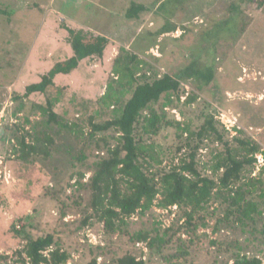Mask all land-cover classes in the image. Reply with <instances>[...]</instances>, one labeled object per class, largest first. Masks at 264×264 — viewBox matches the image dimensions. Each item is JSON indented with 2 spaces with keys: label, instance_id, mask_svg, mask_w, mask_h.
Segmentation results:
<instances>
[{
  "label": "rangeland",
  "instance_id": "obj_1",
  "mask_svg": "<svg viewBox=\"0 0 264 264\" xmlns=\"http://www.w3.org/2000/svg\"><path fill=\"white\" fill-rule=\"evenodd\" d=\"M257 2L0 0V264H25L24 260L29 264L22 252L26 239L50 234L69 253L66 264H90L94 259L95 264H117L126 254L145 264H178L182 259L166 262L165 257L184 250L186 264H233L237 253L255 256L264 264V238L259 234L254 238L238 226L212 232L215 217L207 221L208 227H198L196 235L201 237L182 234L178 228L185 216L175 206H154L144 216L134 214L131 223L122 227L126 233L109 236L93 218L80 227L91 213L85 212L90 192L87 185L77 190L74 185L75 174L84 173L83 182H87L93 163L106 153L102 143L101 150L96 148L97 139L116 145L113 131L97 134L92 141L88 134L92 123L102 124L119 114L118 107L113 109L100 99L116 79L113 61L124 49L147 64L143 70L150 77L153 71L173 77L187 71L190 76L180 80L179 102L171 97L167 106L162 98L153 105L169 122L156 136H144L146 144H153L161 168L169 169L189 153L183 144L196 145L195 134L207 116L228 131L229 139L241 136L258 144L260 152L250 178L260 177L263 182L252 195L262 212L257 223L260 229L264 225V197H260L261 192L264 196V4ZM132 4L146 6L148 11L127 18ZM67 29L83 31L87 38L105 36L108 44L103 55L82 60L69 75H56L44 94L25 96L28 86L73 55ZM209 73L207 83L203 74ZM130 94L124 92L121 101ZM192 95L195 101L187 104L186 98ZM49 100L54 102L58 124L49 123L48 114L40 113ZM177 122L190 132L182 134ZM36 131L41 138L43 134L53 138L50 154L31 155L23 161L19 140L27 134L25 143L32 145L30 135ZM84 142L85 160L78 162ZM201 145L199 169L209 175L203 164L210 165L214 147L206 139ZM209 209L221 207L213 202ZM221 214L222 209L217 215ZM144 232L150 237L164 235L167 242L150 249L149 240H131L132 235Z\"/></svg>",
  "mask_w": 264,
  "mask_h": 264
},
{
  "label": "trees",
  "instance_id": "obj_2",
  "mask_svg": "<svg viewBox=\"0 0 264 264\" xmlns=\"http://www.w3.org/2000/svg\"><path fill=\"white\" fill-rule=\"evenodd\" d=\"M257 3L262 5L264 0H258ZM143 11H148V8L132 4L126 16L132 19ZM67 31L73 55L65 61L55 63L53 68L41 77L40 82L28 86L25 96L34 93L44 94L50 86H53L56 75H69L78 68L82 60L103 55L108 44L105 36L94 35L87 38V33L83 31L72 29ZM145 65L147 64L139 60L136 55L126 53L124 49H121V53L113 61L112 73L116 79L110 81L113 84L107 85L100 101L111 105L113 109L118 107L119 114L102 124L92 123L88 139L92 141L97 134L113 131L114 136L111 138L115 140L116 145L111 146L106 138L97 139L96 148L101 150L99 144L102 143L106 153L93 163L87 182H83L84 173L75 174L77 175L74 183L76 190L87 185L90 192V200L85 212L90 210L91 213L86 214L80 227L90 224L89 220L93 218L103 224L104 232L110 236L118 231L121 232L131 223L129 220L136 213L144 216L154 206L160 209L175 206L185 216L184 223L178 228V232L182 234L191 233L201 237L203 234L196 235L198 227H208L207 221L215 217L212 232H220L222 226L229 228L238 226L254 238H256L255 234L264 238V225L260 229L257 228L262 212L259 204L252 199L256 187L261 186L263 182L260 177L256 180L250 178L256 163L255 156L260 152L258 144L252 139L241 136L229 139L228 131L223 127L219 128L212 116H207L195 134L198 139L196 145L192 146L191 141L183 144L189 153L169 169L161 168L162 161L156 156L153 144H146L144 136L148 138L156 136L161 128L168 126L169 122L165 121V115L155 110L153 105L159 103L162 98L165 99L164 105L167 106L172 103L171 97H175L174 99L179 102L182 93L180 80L188 79L190 76L187 71L178 77L167 74L157 76L153 71L150 77L149 73L143 70ZM203 77L208 81L207 83L210 82V73L203 74ZM124 92L131 94L123 103L121 97ZM195 99L194 95L187 97V104ZM46 105V109L40 108V113L48 114L49 123L58 124V115L52 110L53 100L47 101ZM180 125L178 123V129H181L182 134L190 132L188 128H181ZM63 127L71 129L72 126L65 124ZM39 134L41 133L36 131L33 136L30 135L33 139L32 145L25 143L27 134L20 138V156L23 161H27L31 155L50 154L48 149L53 145V138L47 134H43L41 138ZM204 139L214 147L209 155L210 165L203 164V168L209 169V175L201 172L200 161L197 159V151ZM86 146L87 143L84 142L77 158L78 162L85 160L83 149ZM178 150L180 151L181 148ZM75 175L72 173L71 177ZM260 197H264L262 192ZM213 202L220 204L222 209L220 217L217 213L221 209H209ZM181 217L179 216V219ZM14 233L20 235L17 230ZM122 233H126L125 230ZM163 236L150 237L149 233L144 232L132 235L131 240L135 242L149 240L148 246L152 249L155 243L167 242L163 240ZM25 242L22 252L29 264H66L69 259V253L60 248V240L54 235L28 237ZM238 249L243 251L240 246ZM187 255L185 250L179 251L178 255L165 257V260L171 262L173 259H182V263L186 264ZM232 258L233 264H262L255 256H240L237 253ZM181 261L178 264H182ZM22 262L27 263L25 260ZM95 263L94 259L90 264ZM117 264H145V262L126 254L117 260Z\"/></svg>",
  "mask_w": 264,
  "mask_h": 264
}]
</instances>
